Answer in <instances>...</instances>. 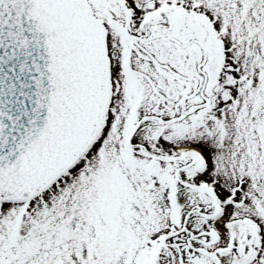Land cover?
<instances>
[{"label":"snow or ice","instance_id":"snow-or-ice-1","mask_svg":"<svg viewBox=\"0 0 264 264\" xmlns=\"http://www.w3.org/2000/svg\"><path fill=\"white\" fill-rule=\"evenodd\" d=\"M0 264H264V0H0Z\"/></svg>","mask_w":264,"mask_h":264}]
</instances>
